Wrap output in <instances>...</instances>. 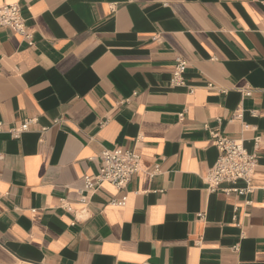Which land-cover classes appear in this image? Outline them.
Here are the masks:
<instances>
[{"label": "crops", "instance_id": "obj_1", "mask_svg": "<svg viewBox=\"0 0 264 264\" xmlns=\"http://www.w3.org/2000/svg\"><path fill=\"white\" fill-rule=\"evenodd\" d=\"M10 3L32 44L0 27V264H264V0ZM210 131L256 154L251 192L208 190ZM116 147L127 187L84 191Z\"/></svg>", "mask_w": 264, "mask_h": 264}, {"label": "built area", "instance_id": "obj_2", "mask_svg": "<svg viewBox=\"0 0 264 264\" xmlns=\"http://www.w3.org/2000/svg\"><path fill=\"white\" fill-rule=\"evenodd\" d=\"M0 27L14 30L28 44H32L26 19L22 16L21 7L18 3L0 5ZM186 66V59L181 56L175 57L171 76V83L174 86L180 87L185 84L184 74ZM244 92L246 95L250 93L249 90ZM35 122L36 118H27L19 125L10 127L8 133L12 138H19ZM1 130L2 124L0 122ZM209 133L214 139L218 156L204 178L208 190L210 192L222 191L225 193L251 192L250 180L257 163L256 154L249 153L241 140L228 138L215 131H210ZM258 142L259 138L257 137L255 144ZM100 162V168L97 173L92 176L86 175L83 178V190L88 193L98 190L104 183L112 184L118 191L124 190L131 178L139 170L140 156L134 148L116 147L104 149L100 154ZM157 170L158 168L155 167L154 171ZM239 181L244 182L243 187L237 186ZM223 184H230V186L224 187ZM85 199V196H81L80 202L83 203ZM124 202V197L110 201V203L117 206L124 205ZM61 206L70 210V206L64 200H62Z\"/></svg>", "mask_w": 264, "mask_h": 264}]
</instances>
